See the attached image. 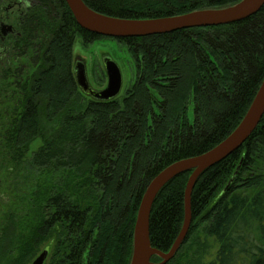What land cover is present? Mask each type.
<instances>
[{"label": "trees", "instance_id": "16d2710c", "mask_svg": "<svg viewBox=\"0 0 264 264\" xmlns=\"http://www.w3.org/2000/svg\"><path fill=\"white\" fill-rule=\"evenodd\" d=\"M24 1L12 44L6 37L1 45L10 43L30 68L3 72L16 76L11 90L2 88L6 96H16L5 110L9 117L1 138L11 165L26 172L32 185L16 212L9 208L18 230L4 263L27 264L39 251L37 239L57 231L61 257L67 253L81 264H129L149 182L169 164L216 146L249 108L264 77V6L229 24L115 39L80 27L65 0ZM238 1L84 0L96 11L125 18ZM77 37L84 46L99 39L126 46L134 78L121 98L86 99L74 72ZM38 139L42 143L27 157ZM191 173L170 180L155 199L150 239L160 250H169L181 230ZM191 205L187 237L166 264H182L180 253L198 228L217 245L208 264H264V114L239 149L199 176ZM207 245L195 236L190 248L197 247L196 255L207 253ZM151 260L161 261L157 255Z\"/></svg>", "mask_w": 264, "mask_h": 264}, {"label": "water", "instance_id": "95a60500", "mask_svg": "<svg viewBox=\"0 0 264 264\" xmlns=\"http://www.w3.org/2000/svg\"><path fill=\"white\" fill-rule=\"evenodd\" d=\"M65 2L80 27L98 35L115 39L169 33L192 27L229 24L255 14L264 6V0H239L232 5L220 8L196 9L181 14L154 18H125L96 11L88 6L84 0H65ZM11 29L12 26L7 25L3 32L6 34ZM103 64L107 74V84L103 89L97 90L91 86L83 61H75L74 72L83 93L95 99L108 100L119 94L123 78L120 66L114 59L107 56L103 59ZM263 114L264 77L245 115L225 139L203 153L169 164L153 177L147 185L138 207L129 264H166L175 256L186 239L193 220L191 196L199 176L206 169L239 149L258 126ZM188 171H192V173L185 189L183 225L170 249L163 251L151 243L150 215L152 207L159 191L170 180ZM48 251L49 248H45L30 264H43ZM153 255H157L161 261L153 262L151 260Z\"/></svg>", "mask_w": 264, "mask_h": 264}, {"label": "rangeland", "instance_id": "374dc122", "mask_svg": "<svg viewBox=\"0 0 264 264\" xmlns=\"http://www.w3.org/2000/svg\"><path fill=\"white\" fill-rule=\"evenodd\" d=\"M26 5L27 2L24 0H4L2 10L0 11V38L5 39L7 37V40L9 39V42L12 44L13 40L10 35L15 34L19 30L20 17L24 12ZM7 25H11L14 29L13 33H10L11 31L7 32L9 35H6L3 32L4 27ZM9 44L5 45L4 48L2 45L0 46V120H3L0 121V203L3 205V209L0 208V264H5L4 253L10 247L9 243L16 240L13 236L17 235L18 230L14 221L8 216V213L10 212L9 208L12 205L11 212L15 213L16 203L18 204L21 197L27 196V194L30 193V185H32L31 179L26 176V172L11 165L12 163L10 162L9 157L4 152V141L1 138V126L9 117V114L6 113L5 110L12 103L10 97L16 96V94H13L12 92H10L9 96H6V93L3 92L2 88L4 87H6V90H11L10 88L14 87L16 79L15 75L8 78L4 77L3 75L5 74H3V72L11 70V75H13V73L18 72L19 69L28 70L30 68L24 57L19 56L17 51L13 49L11 50ZM107 56L114 59L120 66L123 78L122 88L119 94L114 98H121L134 78V63L127 52L126 46L112 39H99L84 46L81 38L77 37L74 44V62L80 60L85 63L89 82L94 89H103L107 84V74L103 64V58ZM84 95L86 99L91 98V96L85 93ZM187 115L189 121L193 122L194 109L192 103H190L188 107ZM41 143L42 142L39 139L34 141L30 146L27 157H30L33 151L36 150ZM195 236L200 237L202 243L208 244L207 253L202 252L194 255L197 247L194 249L190 248V243ZM191 240L182 249L179 261L184 264L185 260L188 261L189 259L195 260L200 258L199 264H208V262L214 258V254L217 250L216 243L211 238L206 240L199 232V228L198 231H195L192 235ZM59 243L60 237H58L56 231V233L47 237L46 243L43 245L41 244L38 249L39 251L42 250L45 244L51 245V252L48 259H52V262L47 260L45 264H61V256L56 253V248ZM27 264H29V262ZM170 264L179 263L172 262Z\"/></svg>", "mask_w": 264, "mask_h": 264}, {"label": "flooded vegetation", "instance_id": "af4514ba", "mask_svg": "<svg viewBox=\"0 0 264 264\" xmlns=\"http://www.w3.org/2000/svg\"><path fill=\"white\" fill-rule=\"evenodd\" d=\"M11 31V33H13L14 32V29H13V27H12V29L10 30ZM2 40H4V38H0V46H1V41ZM105 58V57H104ZM103 58V59H104ZM1 204V203H0ZM0 208L1 209H3V205L1 204L0 205ZM0 233H1V231H0ZM13 238L14 239H16V235H14L13 236ZM13 239V240H14ZM17 240V239H16ZM15 240V241H16ZM15 241H11L10 242V245H12V244H14L15 243ZM47 242V236H42V237H40L39 239H37V241H36V245L37 246H41V244L43 245L44 243H46ZM49 248V251H48V254H47V257H46V259L44 260V262H43V264H45L46 263V261L47 260H50V262H52V259H48V257H49V255H50V252H51V245L50 244H45V246L42 248V250L41 251H39L36 255H35V257H37L45 248ZM35 257L29 262V264L35 259ZM82 263V262H81ZM80 263V261H76L75 259H70L69 257H67V253H65V255L63 256V257H61V264H81Z\"/></svg>", "mask_w": 264, "mask_h": 264}]
</instances>
